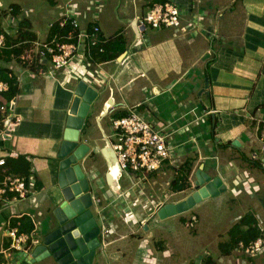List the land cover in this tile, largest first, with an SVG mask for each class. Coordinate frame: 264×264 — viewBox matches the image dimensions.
I'll use <instances>...</instances> for the list:
<instances>
[{"label": "crops", "instance_id": "crops-1", "mask_svg": "<svg viewBox=\"0 0 264 264\" xmlns=\"http://www.w3.org/2000/svg\"><path fill=\"white\" fill-rule=\"evenodd\" d=\"M163 1L47 0L44 29L36 28L32 6L12 2L8 8L14 11L9 13L0 0V31H5L8 48L20 33L19 20L27 21L34 34L26 42L51 39L55 27L50 24L57 23L68 6L80 12L82 29L99 25L101 39L109 42L108 58L101 56V62L89 61L80 53L62 69L48 62L38 69L16 61L2 64L11 69L9 78L15 79L14 111L22 120L8 139L0 141V160H5L0 163V181L16 173L7 171V159L24 156L20 162L29 170L28 177L24 176L30 193L26 199L0 201L1 263L53 261L48 257L28 262L5 250L11 242L9 230L19 227L23 216L35 223L32 232H27L34 243L29 253L49 231L53 207L61 200L56 195L58 152L74 90L83 79L102 94L96 134L86 135L88 139L83 129L81 134L91 147L83 167L98 187L96 196L103 199V229L109 230L105 247L112 248L108 263L183 264L185 259L175 260L177 251L171 242L179 239L171 238L172 233L187 228L189 218L181 213L161 219L156 212L160 205L180 201L175 199L178 193L194 188L201 171L211 178L220 177L226 187L212 197L232 195V200L253 201L258 207L244 204L240 214L226 223L228 237L218 244L216 253L195 264H234L240 259L258 264L247 261L237 246L230 253L223 249L229 248V230L247 214L241 229L256 223L264 234V0H171L180 8L183 28L143 25L146 12ZM130 110L168 135L172 159L155 172H122L110 146L111 119ZM189 161L193 165L188 185L179 189ZM125 193L131 195L133 207L124 203ZM195 206L186 213H196ZM208 214L209 223L214 224L213 213ZM199 217L190 221L196 223Z\"/></svg>", "mask_w": 264, "mask_h": 264}, {"label": "built area", "instance_id": "built-area-1", "mask_svg": "<svg viewBox=\"0 0 264 264\" xmlns=\"http://www.w3.org/2000/svg\"><path fill=\"white\" fill-rule=\"evenodd\" d=\"M8 10L12 13L14 8L10 7ZM80 16L78 10L70 9L68 6L59 21L50 24L51 27H55V34L51 39L27 41L30 49L26 52V56L37 62V69L43 68L45 62L50 63L54 69H62L80 53H83L89 61L94 60L96 47L103 43L99 36L101 29L99 25L82 29ZM141 23L153 28L182 27L180 8L171 0L156 3L142 17ZM99 47L102 51L101 45ZM6 48L8 42L5 31L2 30L0 51ZM10 75L13 76L12 73ZM9 89L10 84L0 80V141L8 139L12 130L22 120V117L14 111L15 98L9 100L4 95ZM262 124L264 140V120ZM108 141L116 154L122 172L152 173L159 170L166 160L172 159V147L169 145L168 135L161 129L155 128L151 122L134 110L111 119V134L108 135ZM0 163H5V160L1 159ZM29 193L30 187L24 175L10 173L0 181V201L26 199ZM108 233V229L104 230L105 235ZM9 235L11 242L6 252L12 250L18 254L31 248L33 241L31 234L20 231L19 227H12ZM237 249L247 256L264 255V234L247 243L243 240L239 241Z\"/></svg>", "mask_w": 264, "mask_h": 264}, {"label": "water", "instance_id": "water-1", "mask_svg": "<svg viewBox=\"0 0 264 264\" xmlns=\"http://www.w3.org/2000/svg\"><path fill=\"white\" fill-rule=\"evenodd\" d=\"M99 95L100 92L83 79L74 90L58 152L56 195L61 200L53 207V212L61 225L54 228L50 221L43 242L38 243L31 253H18L17 257L21 259L35 262L51 257L56 264H93L97 251L105 248L104 229L91 210L97 196L82 165L91 147L81 133ZM225 189L220 177L211 178L205 172L198 171L192 192L180 201L164 204L156 214L164 219L186 212Z\"/></svg>", "mask_w": 264, "mask_h": 264}, {"label": "rangeland", "instance_id": "rangeland-1", "mask_svg": "<svg viewBox=\"0 0 264 264\" xmlns=\"http://www.w3.org/2000/svg\"><path fill=\"white\" fill-rule=\"evenodd\" d=\"M1 1L3 2L4 4L3 7L5 8H8L9 7L8 5L12 2H17V3L20 2L22 4H26L27 6H32L34 10L32 13L37 19V22L35 23L36 28L39 27V28L45 29L46 20L44 19L43 13H44V8H46V5H47V0H1ZM22 93H23V90L21 91V94ZM101 104H102V94H100L99 97L93 103L91 113L87 117L85 126L83 127L85 139L86 138L88 139L87 136H94V134H96L94 131L95 127L97 128L96 116L101 109ZM28 105H32V103H28ZM35 107L36 106L34 104V108ZM40 109L41 108H37L38 114L42 113ZM86 174L89 180H91L92 184L94 185L95 181L93 180L92 175H90L87 172ZM94 189L97 190V192H99L98 187L96 185H94L93 191ZM101 191H103V187H101ZM190 192H192V189L184 191L183 193H178L179 196L175 199L181 200L183 198H186L188 196V193ZM94 193L96 196L95 191ZM122 196H123L122 199L124 203L126 205L132 206V203H131L132 198L130 197L131 195L129 193H125ZM94 199H95L94 201L95 205L91 208V210L98 224L101 226V228H105V223L103 222V217H102L103 215H105L104 211H102V208H103L102 195H101V199L99 197H94ZM232 199H233L232 195L226 196L223 199H216L211 196L210 199L205 201L206 203L203 200V202L201 201L202 203L200 202L197 204V206H195V210L197 211L196 213H193L194 211H190L187 213L182 212L184 218L185 217L189 218L188 220L189 224H187V228L180 229L177 233L175 232L172 233V238H171V240L173 238L179 239V240L171 241L174 243L175 250L177 251V256L175 258L177 262L185 259V261L182 262L183 264H195L199 258L201 259L203 258L204 260H206L207 255L215 254L218 244L221 241H224L228 237V235H226V231L224 227L226 226V223L231 219V217H235L238 214H240V212L244 208V204L247 205L250 203V204H254L252 205L254 206V208L258 207L256 203L253 201L246 203L245 201L240 202L238 198L234 200ZM261 204L263 205L262 207H264V204L263 203ZM199 207H200V210H199ZM211 212L214 215L212 216L214 220V224L209 223V221L211 220L209 219L208 221V217L206 216V215L209 216L208 213H211ZM178 214H181V213H178ZM198 215L200 217H199V220L196 221V223H195V220L190 221V218L192 219L197 218ZM51 224L54 228L61 225L55 214L52 215ZM110 237H111V234H109V238ZM43 240L44 238H40L39 242L41 243L43 242ZM207 242L209 243L206 245ZM197 249L198 250L200 249V252H198L195 256L190 258L191 255L196 253ZM111 251H112L111 245H106L104 249L98 250L95 256V263L96 264H107L108 261L110 260L109 254L111 253ZM199 254H201L200 257L196 258V256H198ZM263 257L264 256H262L261 254L255 255L254 257L246 256V260L248 261L249 259H253L258 264H264ZM53 261L52 260L47 261L45 262V264H53ZM234 264H246V262L240 259L236 261Z\"/></svg>", "mask_w": 264, "mask_h": 264}, {"label": "trees", "instance_id": "trees-1", "mask_svg": "<svg viewBox=\"0 0 264 264\" xmlns=\"http://www.w3.org/2000/svg\"><path fill=\"white\" fill-rule=\"evenodd\" d=\"M17 10L18 9H16V12H15L16 14H17ZM1 19H2V15L0 14V20ZM18 29L20 33L18 34L17 38H15V40L13 41V44H14L13 47L6 48L0 51V80L7 81L10 84V89L7 92H4L5 96L9 100L15 98L16 94L18 93V88L16 86L15 79L9 78V72L11 71V69H9L7 66H3L2 64L3 63L8 64L12 61H16L23 66H30V67L35 68L36 63H37L33 59H28L26 56V52L30 49V46L28 42H26V40L34 39V34L28 28L27 21L19 20ZM100 35L102 36L101 33H99V36ZM107 42H103L102 44H100L102 51L99 50L100 45L96 47V53L94 56L95 60L101 62V56L103 58H108V55H106V52L108 51L107 46L109 42L108 43ZM24 159H25L24 156H21L18 159H15L13 157L8 158L6 161L7 163L5 164L7 166L6 167L7 171L22 173L23 175L25 174L26 176L29 175V170L26 168H23L20 162V161H23ZM192 165L193 163L191 161L186 163L187 173L183 174L182 177H180L181 184L178 186L179 189H184L187 187L188 177H189L190 172L192 171ZM175 182L177 183L178 180H176ZM247 215H245L238 223H236L229 230V242L227 243L229 248H224L223 249L224 251L228 249L227 252L230 253L231 250L236 248L240 240H244L247 243L251 239H255L261 235L260 234L261 230L257 227L256 223L254 225L250 224L248 229H245V230L241 229V226L245 223V220L248 217ZM15 222L16 221H14V223ZM17 224L19 226L20 231H23V232H32V230L35 228V223L33 222V219L30 216H23L17 222Z\"/></svg>", "mask_w": 264, "mask_h": 264}]
</instances>
